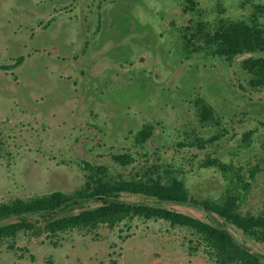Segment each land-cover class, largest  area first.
<instances>
[{
	"label": "rangeland",
	"instance_id": "1",
	"mask_svg": "<svg viewBox=\"0 0 264 264\" xmlns=\"http://www.w3.org/2000/svg\"><path fill=\"white\" fill-rule=\"evenodd\" d=\"M126 1L131 2L130 11L126 8ZM198 1L200 16L198 12L191 15L188 9L181 8L183 3L184 7L187 4H179L178 0H116L113 33L122 37L131 27L138 30V24H144L150 17L144 11L148 5L167 8V16L161 23L162 33L163 29L168 32V39L164 36L161 39L167 48L168 43H176L185 27L190 28L188 34L192 35L191 18L195 19L194 22L202 19L204 28L210 31L219 21L230 25L246 23L264 29V0ZM57 5L59 3L50 6ZM48 6L45 0H0V64L19 55L26 59L15 72V81L10 72H0V203L17 198L27 200L54 191L71 193L80 188L87 179L85 175L91 173V170H85L87 167L104 166L106 172L103 176L111 182L158 179L170 183L175 178L182 180L190 195L198 200L218 199L227 188L245 195L242 202L244 212H264V87H251L247 74L237 61L224 63L211 56L210 61L198 62L199 70L211 68L207 86L212 92L220 89L227 80L228 101L224 100L226 95L221 102L217 96L220 102H215L217 104L210 100L213 95L202 94L199 98L213 105L219 121L216 127L215 122L203 125L195 110H187L185 103L179 101L178 96L189 97L196 80L194 70L184 73L186 67L183 70L180 67L176 72L180 79L173 76L174 80H170L171 85L181 87L178 95L173 96L176 105L164 109L163 121L159 120L152 142L135 147L128 141H109L107 136L102 138L94 134L91 127L86 128L90 130L86 137L76 140L79 132L70 127L73 125L71 116L82 117L83 98L75 97V94L70 98L69 94L86 93L81 83L94 81L97 74L93 69L90 77L83 79L77 77L74 69H66V63H76V60L72 61L75 55L68 53L67 44L77 42V22H70L65 15H56L57 20L45 29L46 21L54 17L53 13L48 16L45 13ZM156 20L161 22L160 18ZM42 22L44 24L39 25ZM149 31L153 36L152 30ZM193 43L204 47L202 42L195 40ZM121 52L116 56H121ZM196 54L203 56L208 51L202 48ZM145 58L149 61L150 55L146 54ZM53 62H60L61 71H68L76 80L71 83L62 80L58 76L60 68L53 66ZM171 65L172 62L168 64L170 68ZM166 76L159 71L158 80ZM202 77L207 78V75ZM113 81V85L106 87L107 94L101 102L89 105L106 114L112 112L114 125L109 128L113 135H117L124 124L134 123L131 115L135 111L143 117L152 114L156 117V108L164 105L170 96L165 90L150 98L154 91L141 74L131 81L120 77ZM195 86L201 90L204 85L197 81ZM58 97L65 98V101L60 103ZM27 104L33 105L38 114L33 117L27 113L24 110ZM76 107L78 110H73ZM51 112L55 113L54 117L49 115ZM65 120V125L61 126ZM99 128L107 133V127ZM248 132L252 135L244 142V135ZM114 155H119L123 161L127 159V162H120L113 158ZM208 156L231 164L238 174H231L232 184L223 178L218 168L203 164ZM251 166L259 169L253 178L247 170ZM123 199L133 201L139 198L126 195ZM171 208L205 219L192 207ZM131 224L139 227L132 226L130 233L123 229L116 230L115 234L101 233L95 239L82 237L77 232L60 234L53 239L64 241L56 248L44 237L20 233L14 240L0 243V264H216L200 251L201 248L196 254L190 251L188 247L195 246L189 243L194 234L191 229L172 226L163 220L134 219ZM232 233L253 250L264 253V244L245 240L233 229ZM10 245L14 248L11 249ZM30 255H34V261Z\"/></svg>",
	"mask_w": 264,
	"mask_h": 264
},
{
	"label": "flooded vegetation",
	"instance_id": "2",
	"mask_svg": "<svg viewBox=\"0 0 264 264\" xmlns=\"http://www.w3.org/2000/svg\"><path fill=\"white\" fill-rule=\"evenodd\" d=\"M45 1L49 5L47 7V10H45V13H47V16L52 14V13L54 15V17H50L48 19V21H46L45 24L43 22L39 23V25L44 24L45 29L50 28L52 26L53 22H55L57 20L55 17L56 15H59V16L65 15L70 22H77V28L75 31V34L77 36L76 37L77 42H76V44H74L73 42L67 44L68 53L75 55V57H73L72 61L76 60V63H75V65H71L69 63H66V69H69V70L74 69L77 73V77H81L83 79H87L88 77H90V72L93 69H94V72L97 74V78L94 81H92V82L83 81V83H81V86H83L84 89L87 90L86 93H83L81 91L79 94L75 93V92L69 94L70 98H73L74 94H75V97L76 96H82V98H83L82 103H81L82 107H84V108H82V113H81L82 117L71 116L73 125L70 127H74L79 132V134L77 136L78 139H76V140H79L82 137H86L89 134L90 130H86L87 127L93 128L94 130L92 132L96 135H101L100 137H102V138L107 136L106 138H108L109 141L110 140L111 141L117 140V141H120L121 143L128 141L129 143H132L133 146H135V147L141 146V145L146 144L147 142L153 140V135H154L157 127H159V123H158L159 120L163 121V119H161V117H163V115L165 114L164 109L169 107L168 105H171V106L176 105L174 103L173 96L178 95V92H180L181 87L171 85L170 80L173 79V76H175V79L176 78H178V80L180 79V75L178 76L176 74V72L178 70L180 71V67H182V70H183V67H186V71L184 73H189V72L194 70L196 80L192 85V89L190 91L191 94L189 95V97L186 98L187 96H178L179 101L185 103L187 110H189V109L195 110L200 122L203 125H208V124L212 125V123L211 124L210 123H204L200 119V115L198 113L199 109L197 108V101L200 100L199 98L202 94H206V96L207 95L208 96L213 95L210 98V100L214 103L215 102L220 103L221 98H223L225 95H226V97L224 100L228 101V90H227L228 88H226L227 87V80L222 84L220 89H215L216 91L212 92L211 90L208 89V86H207L208 80L212 75V71L210 70L211 68L209 66L207 67L206 65H203V67L204 68L207 67V69L199 70L200 67H198V65H199L198 62L210 61L213 59V57L217 58L218 61L224 62V63H226V62L232 63L235 60L239 63L241 70L244 72V69L242 66L244 60L250 56H253V57L259 56L258 51H252V52L240 51V52H237L231 58V60H228V58H226V56H220L218 54H212L210 52V51H212L211 48H209L210 46L203 45L204 47H200L199 45H196L195 43H192L190 46H187V45H185V40H186L185 39V35H186L185 33L187 32V30H183L182 36H179L176 39V43H174V44L168 43V48H169L168 49L167 46H165L161 40L163 38V36L166 37V40L168 39V32H166L165 29H163V33L161 31L163 28V25L161 23L165 19V17L167 16V12H168L167 8L163 9V8H159L158 6H149L148 5L144 11H146L150 15L151 18L148 17L146 19V21L144 22V24L139 23L138 24V30H135V27L134 28L131 27L130 29H128V32L124 36L120 37V36L115 35L113 33V29H112L114 26V23H115L113 21V18H114L113 13H114V4H115L116 0H66V1L65 0H45ZM178 2H180L179 4H182L183 2H185L187 4V7H184V3H183L182 4L183 6L181 5V8L188 9V12H190L191 15H194L196 12H198L197 14H199V16L201 15L200 14L201 13L200 7H199L200 1H198V0H184V1L178 0ZM58 3H59V5L56 6V7H58L57 10H54V9H56V7L50 6L51 4H58ZM125 4H126V8L129 9V11H130L131 2L129 3L128 1H126ZM201 4H202V2H201ZM75 10H77V11L74 12ZM203 17H205V15H203ZM156 18H160L161 22L157 21ZM194 21H195V19L191 18V23H193V25L191 27L192 28L191 30L193 32L192 34H194L195 24L196 25L205 24V22L202 19H201V21H200V19L197 20L196 22H194ZM131 22L132 21L130 20L128 23H131ZM221 24H227V23H225L224 21H219L218 25L216 26V28L214 30H216ZM131 26H132V23H131ZM185 28H189V27L187 26ZM149 30H152L153 36L150 35ZM214 30L211 32H214ZM114 32H116V31H114ZM191 36L192 35L187 34L188 38H190ZM180 37H182V38H180ZM134 39H136V41L133 42L132 40H134ZM192 41L194 42L195 39H192ZM214 45L216 46V44H214ZM197 48H200V49L204 48L206 51H208V54H204L203 56L197 55L196 54ZM75 49H77V50L73 51ZM120 51H122L120 54L121 56L117 57L116 54H117V52H120ZM176 51H177L178 55H176ZM124 52H125V54L123 55ZM146 54L150 55L149 61H148V59L145 58ZM169 56H172V58H170ZM175 56H177V57H175ZM211 56H213V57H211ZM25 60L26 59H25L24 55H19V56L13 58L10 62H8L6 64H0V72H3L5 74L10 72L12 78L15 81V79H17L15 72H17V69L25 62ZM62 62H64V60H62ZM79 62L81 64H79ZM170 62H172L171 66H173L171 68H170V66H168V64ZM52 65L60 68V70H59L60 74H58V76L60 75V77H62V80H64L65 82L71 83L73 81V79L76 80V77L72 78V76L68 74V71H66V70L61 71L63 67H61L62 64L60 62H57V63L53 62ZM187 68H188V70H187ZM190 68H191V70H190ZM159 71L161 72V74H165L168 76H166L164 79L161 78V80H158ZM138 74L144 75L146 77V79L148 80V83H150L152 90L154 91L153 95H151L150 98L157 97V95L159 94V91L168 90L170 92L169 99L167 100V102L164 105H159L156 108V111H157L156 117H153V114L152 115H146L145 117H143L139 111H135L131 115V118H132L131 120L134 121V123L127 124V125L124 124L123 127L121 128V131L117 135H113L110 131V128L113 127V125H114L113 124L114 117L112 115H110V114H112L111 110H110V112H111L110 114H108V113L106 114V112L100 111L95 107L90 108L89 105H91L93 102L95 103V101L101 102L102 97L104 98L107 94V92H105L106 87L108 85L109 86L113 85V83H114L113 79L120 77L121 79H124L125 81H131L133 79V77H136ZM203 74H206L207 78H203L202 77ZM97 79H99V81ZM165 80H167V81H165ZM197 81H199V83H203L204 86L201 89V90H203V92H201V90L195 86ZM93 84H96V85L94 86ZM74 85H77V84L74 83ZM156 89L158 91H156ZM197 96H199V97H197ZM217 96L220 97L219 98L220 102L217 101V99H218ZM195 97H197L196 101L194 99ZM57 101H59L60 103L64 102L65 98L58 97ZM192 101H193V103H192ZM215 104H217V103H215ZM26 107L27 108H25L24 110L27 113H29L30 115H33V117L35 114H38L34 111L33 105L27 104ZM52 110H54V109H52ZM73 110H78V107H76ZM54 111H56V110H54ZM219 111H220V109H219ZM162 112H164V113H162ZM49 115L54 117L55 113L51 112ZM74 115H78V114H74ZM221 116H223V115L221 114ZM216 117H218V115ZM65 122H66V120L62 122L61 126L65 125ZM214 125L216 127V125H218V124H214ZM99 127H107L108 128V130L106 131L107 133H103V131ZM130 132H131V134H130ZM147 134H149V135H147ZM82 143H83V139L80 140V144H82ZM88 153H90V152L88 151ZM113 158H118L119 161L124 163V164L127 162V161H123V158L119 157V155H114ZM128 159L130 160V158H128ZM226 164H230V163H226ZM99 167L105 169L104 166H99ZM96 168H98V167H96ZM90 169H92V168H90ZM90 169H89V167H87L85 170H87L89 172ZM105 172L106 171H104V174H105ZM257 173L253 177H255L257 175ZM221 174L225 180L230 181L229 184L233 183L232 182L233 178H230L231 175L227 178V177H225V175L222 172H221ZM89 175H90V173L86 174L85 179L88 178ZM129 180H133V179H129ZM129 180H125V181H129ZM156 180L159 181L158 179H156ZM136 181H143L146 183L148 180L146 179V180H136ZM228 190H230V189L226 188L223 192L225 193ZM224 193H222L219 196V198ZM126 195L127 196H136L139 199L133 200V201H127V200L123 199V196H126ZM189 195H190V193H189ZM238 195L240 197L239 201H241V195L239 193H238ZM190 197H192V196L190 195ZM102 199H103V196L98 197L99 201ZM193 199H195V198H193ZM218 199H215V200H218ZM119 200L124 202V203H129V204L133 205L134 207L138 206L139 208H141V207L145 206V204H146L150 207H154V209L165 208L167 210H171V211H175V212H178V210L172 209L171 207H174V206L192 207L195 210H197L198 212L202 213L203 216H205V219H202L199 216H195V215H191V214H188V215L200 218L202 220L212 222V218L210 216H208L201 208H199L195 205L187 204V203H180L178 201L176 202V201H170V200L160 201L156 198L147 197L145 194H143L139 191L121 192ZM195 200H198V199H195ZM211 200H213V199H211ZM90 203L97 205L94 200L90 201L89 204ZM89 204L87 206H90ZM240 205H241L240 209L242 210V203H240ZM134 219H143L146 221L163 220L172 226H175V225L183 226V225H179V224H173L170 221H168L164 218L158 217V216L147 217V216L137 215V216H134L132 218H127V219L117 223L113 227H110L107 224H101L97 229L92 230V231L74 230V231H70V232H77L79 234H82L83 235L82 237H92V239L98 238L101 233L115 234L116 230H122V229L126 230L128 233H130L132 226L139 227V226L131 224V221H133ZM216 219L221 224H223V226L229 231V233L235 238V240L237 242H239L243 245H246L245 243L239 241L235 237V235L232 233V229L237 231L238 233H240V235L245 240H248V241L253 240V241L257 242L258 244H264V242L249 238L248 236L244 235V233L241 230L237 229L236 227H234L228 223H225L220 218H216ZM183 227L190 229L188 226H183ZM65 233H68V232H65ZM193 233H194V231H193ZM60 234H64V233H60ZM60 234H58V235H60ZM58 235L53 236V237H47L46 235H42V236H38V237L32 236V237H36V238L44 237L45 239H48L50 241V243L53 244L54 248H56V247H59L61 245V243L64 241L63 239L59 240L58 238H56V240L53 239L54 237H58ZM201 239L202 238L197 236L195 233L193 234V239H190L189 243H193L195 246L191 247V248L188 247L190 249V251L193 252L194 254H196V252H198L201 248L200 251L207 258H209L210 260H212L216 264H219L205 250L204 244L202 243ZM246 246H248V245H246ZM248 247H250V246H248ZM11 249H13V248H11ZM28 250H29V248H28ZM254 251H256L259 254L264 256V253H262L258 250H254ZM30 257H31V261H34V258H35L34 255L33 256L30 255Z\"/></svg>",
	"mask_w": 264,
	"mask_h": 264
},
{
	"label": "trees",
	"instance_id": "3",
	"mask_svg": "<svg viewBox=\"0 0 264 264\" xmlns=\"http://www.w3.org/2000/svg\"><path fill=\"white\" fill-rule=\"evenodd\" d=\"M185 45L190 46L195 39L203 45L210 46L212 54L226 56L228 60L240 51H258L259 56H250L243 62L244 72L248 76L251 87H264V29L252 27L246 23L240 25L221 24L214 32L206 30L203 24L194 27V34L187 37L189 28H185ZM216 44V46L214 45ZM201 52L200 48L196 49ZM198 113L204 123L219 124L213 105L205 99L197 101ZM149 135V134H147ZM252 132L244 135V142L249 140ZM124 161H127L124 160ZM204 165L217 167L225 177L238 175L231 164L219 159L207 157ZM91 173L84 185L71 193L54 191L36 195L27 200L17 198L10 202L0 203V243L14 240L20 233L30 236L53 237L70 231H92L101 224L113 227L117 223L141 216H158L173 224L188 226L202 238L205 250L219 264H264V256L235 240L229 231L217 221L220 218L249 238L264 242V212L253 214L240 209L245 195L234 191H226L218 200H195L190 197L182 180L173 179L170 183H162L149 179L143 181H114L104 178L105 169H90ZM252 177L259 171L256 166L247 169ZM234 180H232L233 182ZM139 191L147 197L160 201H178L201 208L212 222L165 208L154 209L145 204L139 208L119 200L121 192ZM103 196L102 200H98ZM97 205L87 206L90 201ZM216 217H215V216ZM10 248H14L10 245Z\"/></svg>",
	"mask_w": 264,
	"mask_h": 264
}]
</instances>
